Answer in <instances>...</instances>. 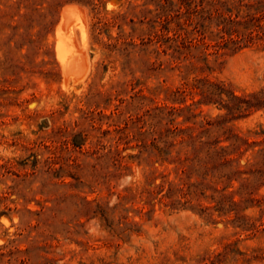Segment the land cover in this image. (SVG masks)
I'll return each mask as SVG.
<instances>
[{"label": "rangeland", "instance_id": "obj_1", "mask_svg": "<svg viewBox=\"0 0 264 264\" xmlns=\"http://www.w3.org/2000/svg\"><path fill=\"white\" fill-rule=\"evenodd\" d=\"M31 2L0 0V264H264V202L245 209L262 220L242 230L232 212H204L213 206L210 188L192 202L177 193L171 206L168 185L159 187L177 174L174 163L155 155L147 112L180 106L167 97L182 73H148L137 54L126 65L93 28L99 18L145 0L69 1L52 28L39 15L47 1ZM67 7L87 19L85 32L74 25L86 65L71 75L57 51ZM123 29L129 33L131 25ZM119 31L109 29L114 36ZM223 52L217 60L210 56L211 72L193 70L187 79L209 75L238 94L264 87V38ZM194 110L198 121L226 112L218 104ZM261 122L263 110L233 124L254 131Z\"/></svg>", "mask_w": 264, "mask_h": 264}, {"label": "trees", "instance_id": "obj_2", "mask_svg": "<svg viewBox=\"0 0 264 264\" xmlns=\"http://www.w3.org/2000/svg\"><path fill=\"white\" fill-rule=\"evenodd\" d=\"M38 1L42 0H33L31 4ZM43 1H47L48 7L39 15L48 28L57 23L65 3L87 2ZM263 18L264 0H145L142 4L129 3L124 12L101 17L93 26L96 39L101 42L100 36L106 34L108 40L104 46L124 55L126 65L137 54L148 73L181 71L183 81L167 97L180 106L157 107L147 112L154 127L151 146L156 150L155 155L174 163L177 174L176 180H165L159 187L164 190L168 185L165 197L171 198V206L176 204L173 196L177 193L186 202H192L194 194L199 195L198 190L203 194L210 188L213 206L203 208L204 212H232L233 223L242 230L254 229L262 220L261 216L251 217L243 212L250 207H262L264 202L259 197L264 185V122L254 131L239 130L233 123L264 111V87L238 94L224 80L209 75L188 80L187 75L193 70L211 72L214 60L210 56L214 55L217 60L226 47L240 50L263 39ZM125 22L131 25L129 33L123 29ZM113 26L120 28L115 36L109 33ZM187 97L193 102L186 104ZM210 104H218L226 112L201 121L193 120L192 117L200 115L194 106ZM185 111L190 114L178 121ZM189 121L192 125H186ZM158 124L160 127L156 128ZM122 139L123 136L119 137L118 143ZM80 144L74 142L75 146L82 147ZM36 161L41 162L39 158ZM153 174L154 171L149 178H154ZM194 176L198 178L192 181ZM261 211L264 214L263 208ZM49 261L46 259L44 263Z\"/></svg>", "mask_w": 264, "mask_h": 264}, {"label": "bare ground", "instance_id": "obj_3", "mask_svg": "<svg viewBox=\"0 0 264 264\" xmlns=\"http://www.w3.org/2000/svg\"><path fill=\"white\" fill-rule=\"evenodd\" d=\"M62 18H63L62 19L63 24L61 23L62 26L60 25L61 27L57 31L58 32L57 51H58L59 59L62 63V67L65 70V73L67 75L69 74L71 75L74 74L75 71H78V69L80 68L81 65L84 64L83 62L86 59L85 50L81 48L82 45L80 46L77 41V34L75 32L76 30L74 25L76 27H79L83 32H85V30L87 29V19L85 13L81 9L71 8V7H67L64 10ZM65 22L66 24L68 22L69 28L67 29L66 28L64 29ZM85 65L86 64H84L83 66ZM80 69H82V67ZM80 69L79 71H81ZM78 79L76 80V82H78Z\"/></svg>", "mask_w": 264, "mask_h": 264}]
</instances>
